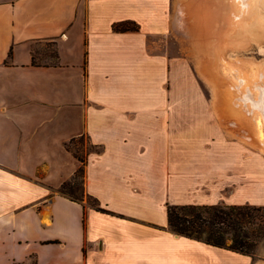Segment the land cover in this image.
<instances>
[{
	"label": "crops",
	"instance_id": "1",
	"mask_svg": "<svg viewBox=\"0 0 264 264\" xmlns=\"http://www.w3.org/2000/svg\"><path fill=\"white\" fill-rule=\"evenodd\" d=\"M171 3L0 0V264H250L170 228V205L264 203V169L171 90L155 44ZM43 42L55 63H34ZM82 135L86 192L108 211L61 191Z\"/></svg>",
	"mask_w": 264,
	"mask_h": 264
},
{
	"label": "rangeland",
	"instance_id": "2",
	"mask_svg": "<svg viewBox=\"0 0 264 264\" xmlns=\"http://www.w3.org/2000/svg\"><path fill=\"white\" fill-rule=\"evenodd\" d=\"M181 1L185 2L188 8L189 33H183L175 25L177 7H179ZM253 4H255L258 13L256 11L253 12L254 14L252 13L250 18L252 21L249 19L247 25H252V22L257 19L260 23L257 22L255 24L259 25L253 24L254 26L248 25V29L245 31L240 26L230 24L235 18L234 13L238 12L235 0H172L169 33L163 38L155 39V44L158 42L163 49L168 50L171 68V90L174 89L173 85L178 82L175 93L185 94L186 109L216 113L219 132L228 136L233 141L232 143L238 146L235 149L239 150V155L250 160L251 169L256 170L259 167L262 170L264 169V144H262L264 141V136H262V133H264V115L259 109H256V112L247 98H245V100L247 99V105H241L243 101H239V98L236 99L245 92L243 89L246 86L242 82H236L237 80L232 73L233 68L237 69L238 65L245 69L248 68L246 70L256 68L255 74L257 73L260 77L262 74L264 80V15H262V18L258 15L261 12L264 14V0L261 4L256 3V1ZM197 19L214 24L212 30L202 31L200 28L196 29V24H200V21L195 22ZM261 19L263 20L261 21ZM260 24H263V27ZM195 29L196 32H199L197 34L200 35L199 37H205L200 39L202 52L200 49L199 52L193 47L195 43L193 41L197 37H194L195 40L191 37L193 35L192 31H195ZM251 29L252 31H250ZM241 31H245L246 36L243 38V42L238 40L242 34ZM55 50L52 42H43L37 47V60L41 63H55L57 61V57L53 55ZM227 59H233L229 66L223 63ZM255 83L257 82L252 84V89H255L252 90V93L254 97H257L255 95L259 93V89L255 87ZM236 84L243 85L238 86L240 87L238 88L235 87ZM235 88L238 90H235ZM228 89L229 91H227ZM236 104H240L242 108ZM258 121H261V123ZM248 136L252 137L249 138ZM75 148L80 151L81 145L77 144ZM89 149L93 150L94 147H89ZM78 180H81V177ZM87 201L90 203L88 199ZM252 205L264 206V203H253ZM246 255L250 257V264H264V237L256 248Z\"/></svg>",
	"mask_w": 264,
	"mask_h": 264
},
{
	"label": "trees",
	"instance_id": "3",
	"mask_svg": "<svg viewBox=\"0 0 264 264\" xmlns=\"http://www.w3.org/2000/svg\"><path fill=\"white\" fill-rule=\"evenodd\" d=\"M113 28L116 31L140 30V24L133 20H124L114 23ZM53 55L59 57L57 51H54ZM33 61L35 64L38 63L36 53ZM86 142V136L82 135L67 143V147L79 157L82 165L76 171L74 178L62 184L61 191L76 201H83L87 197L97 209L108 211L101 206L99 199L86 192L85 174L88 161L85 151ZM77 144L81 145L80 151L75 148ZM89 147L94 146L89 145ZM79 177L81 180H78ZM169 224L171 230L187 237L250 254L264 237V206L252 204L170 205Z\"/></svg>",
	"mask_w": 264,
	"mask_h": 264
},
{
	"label": "bare ground",
	"instance_id": "4",
	"mask_svg": "<svg viewBox=\"0 0 264 264\" xmlns=\"http://www.w3.org/2000/svg\"><path fill=\"white\" fill-rule=\"evenodd\" d=\"M184 1V0H183ZM256 1V3H258V4H261V2H262V0H235V3H237V11L238 12H235L234 13V19H233V21H231V23L230 24H232L233 23V25H235V26H237V27H241V29L242 30H245V31H247V29H248V25H250V26H254V25H259V24H255V23H257V22H259L260 23V21H257V20H259V19H255L256 21L254 22H252V25L251 24H248L247 25V23H248V21H249V19L252 17V13L253 12H255L256 11V13H258L257 12V10H256V6H255V4H253L254 2ZM227 3V2H226ZM178 8V10H177V14H176V20H175V25L179 28V30H181V31H183V33H189L190 32V29H189V27H190V25H189V19H188V8H187V5H186V3L185 2H182L181 1V4L179 5V7H177ZM264 10V9H263ZM259 11V10H258ZM254 14V13H253ZM260 14H261V16H260ZM257 15V14H256ZM259 15V17H261L262 18V15H264V14H262V12L261 13H259L258 14ZM255 17V16H254ZM263 18H264V16H263ZM251 20V19H250ZM263 19H261V21H262ZM198 21H200V24H196V29H201L202 31H207V30H212V26L214 25V24H209V22L208 21H203V20H199V19H197V21H195L196 23L198 22ZM252 21V20H251ZM263 22H264V20H263ZM250 23V22H249ZM254 24V25H253ZM261 25V24H260ZM263 25V24H262ZM261 25V26H262ZM263 27V26H262ZM246 28V29H245ZM252 28V27H251ZM196 29H195V31H192V33H193V35H192V37H191V39H193L194 37H197L196 38V40H195V38H194V40L195 41H193V42H195L194 44H193V47H194V49L195 50H198L199 51V49H200V39H202V38H205V37H199L200 35H197L199 32H196ZM245 31H241L242 32V34H241V36H240V38L238 39V40H240L241 42H243V38H245L246 36H245ZM250 31H252V29L250 30ZM196 34V35H195ZM245 43V42H244ZM243 44V43H242ZM190 45V44H189ZM192 45V44H191ZM190 45V46H191ZM200 51H201V49H200ZM199 51V52H200ZM202 52V51H201ZM233 61V59L232 60H230V59H227L225 62H223V63H225V65H227V66H229L230 65V62H232ZM238 68L236 69V68H233V70H232V73H233V75L235 76V79L237 80L236 82H242V83H244V85L246 86V88L244 87V89H243V87H242V89H243V91H245V92H243L242 94H241V92H239L240 94H241V96L239 95V97H237L236 99L238 100V98H239V101L240 100H242L243 102V104H241V105H245L246 103H247V99L248 100H250V101H248V102H251V106L253 105L254 107V109H255V111H256V109H259L261 112H262V114L264 115V80H263V75L261 74V77H260V75H257V73L255 74V72H256V68L254 69V68H251V70H246V69H248V68H242V67H240L239 65L237 66ZM231 81H232V79H231ZM212 82V81H211ZM233 82H234V80H233ZM253 82H257V83H255V87H258V89H259V93L258 92H256V93H258L257 95H255V96H257V97H254V94L252 93V84H253ZM241 85H243V84H241ZM240 84L239 85H237L236 84V86L235 87H238V86H241ZM238 88H240V87H238ZM237 88H235V90H236ZM238 90V89H237ZM247 90V91H246ZM255 90V89H254ZM253 90V91H254ZM227 91H229V89L227 90ZM239 91H241L240 89H239ZM238 93V94H239ZM255 93V94H256ZM231 94V93H230ZM227 98V97H226ZM245 98H247L246 100H245ZM228 99V98H227ZM236 101V100H235ZM239 101H238V103H239ZM236 103V102H235ZM234 103V104H235ZM236 105H240V104H236ZM241 105H240V107H241ZM247 105V104H246ZM249 105H250V103H249ZM250 106V107H251ZM245 107V106H244ZM242 108V107H241ZM252 108V107H251ZM246 110V109H245ZM238 111V110H237ZM243 111V110H242ZM248 111V110H247ZM257 112V111H256ZM241 113V112H240ZM244 114V113H243ZM260 114V113H259ZM245 116V115H244ZM242 117V116H241ZM249 117H250V115H249ZM257 117V116H256ZM243 119H244V117H242ZM236 120V119H235ZM234 120V121H235ZM239 120H240V117H239ZM245 120H247L246 118H245ZM252 120H254V119H252ZM241 121V120H240ZM249 121H250V119H249ZM233 122V121H232ZM259 122V121H258ZM259 123H261V121L259 122ZM240 124H242V123H240ZM232 125V124H231ZM245 125H246V123H245ZM233 126V125H232ZM237 126V125H236ZM241 126V125H240ZM239 127V126H238ZM243 130H245V129H243ZM241 131V130H240ZM248 131V130H247ZM253 132V131H252ZM246 133V132H245ZM251 133V132H250ZM249 133V134H250ZM248 134V133H247ZM244 135V134H243ZM246 135V134H245ZM262 136H264V133H262ZM247 137V136H246ZM249 137V136H248ZM250 137H252V136H250ZM249 137V138H250ZM263 140V139H262ZM261 144V143H260ZM262 144H264V141L262 142ZM261 144V145H262Z\"/></svg>",
	"mask_w": 264,
	"mask_h": 264
}]
</instances>
